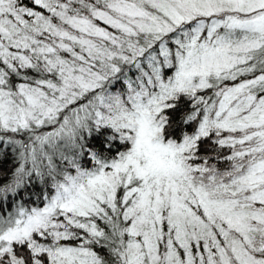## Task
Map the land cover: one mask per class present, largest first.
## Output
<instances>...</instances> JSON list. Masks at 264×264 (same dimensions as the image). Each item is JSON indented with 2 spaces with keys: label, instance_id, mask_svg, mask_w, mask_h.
Here are the masks:
<instances>
[{
  "label": "snow or ice",
  "instance_id": "1",
  "mask_svg": "<svg viewBox=\"0 0 264 264\" xmlns=\"http://www.w3.org/2000/svg\"><path fill=\"white\" fill-rule=\"evenodd\" d=\"M0 264H264V0H0Z\"/></svg>",
  "mask_w": 264,
  "mask_h": 264
}]
</instances>
